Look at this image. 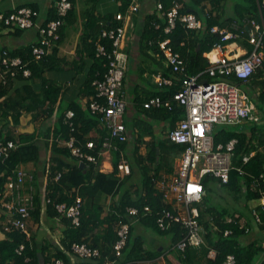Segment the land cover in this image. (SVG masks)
Wrapping results in <instances>:
<instances>
[{"label":"trees","instance_id":"1","mask_svg":"<svg viewBox=\"0 0 264 264\" xmlns=\"http://www.w3.org/2000/svg\"><path fill=\"white\" fill-rule=\"evenodd\" d=\"M6 1L8 0H0V9L4 7ZM21 1L24 4L17 6L16 9L30 7L37 11L38 16L35 18V23L42 24L45 28L49 22L55 20H61L62 24L58 32L59 39L56 41L52 53L40 60H36L33 54L34 48L40 46L42 41V36L36 29L33 30L37 31V39L29 45L15 50L0 49V74L2 75L0 77V142L5 144L13 142L16 145L14 149L10 150L7 158H0V193L5 191L8 182L18 180L17 177L21 168L26 170L24 166L32 164L33 170L29 171L33 175V180L27 179L24 183L25 188L34 193L35 210L32 216L39 218L41 195L36 192V186L38 174L41 173L42 177L47 180L45 202L50 201V203L46 202L49 215L57 222L63 223L65 231L61 247H54L49 244L40 246L36 238L30 236L28 231L6 232L3 224V237L0 239V264H49L56 259L62 260L64 264H103L107 257L113 258V244L118 239L115 224L120 220V216L125 222L131 224L128 245L124 251V255H127L126 262L128 264H136L138 258L148 259L161 255L159 251L147 252L145 250V240L143 236L135 235L133 223L127 214V208L135 207L140 211V216L136 221L142 223L147 229H152L161 235H172L173 246L185 238L186 230L181 225L174 224L168 230H161L158 226L157 213L167 206L163 203L161 194L154 186V180L163 174V170L167 173L173 172L176 156L183 150L181 146L173 144L169 140L168 134L175 128L177 121L184 118V109L176 103H174L173 111L166 108L145 109L142 106L147 117L154 121L171 118L170 125L165 132L164 139H158L154 135L151 122L142 120L137 124L136 127L142 130V134L133 140L138 144L134 148L136 160L131 161V172L125 178L119 176L118 165L121 160L120 153L122 149L126 148L129 141L122 144L120 151L116 152L114 171L112 173L102 172V157L98 156L102 147V138L93 140L88 137L94 129L100 128V117L92 114L89 109H83V106L78 102L71 103L56 126L46 128L42 125L37 132H19L22 112L35 111L34 121H38V117L42 116V113H52L50 107L57 102L64 86L47 81L43 75L45 71H51L53 68H57L56 65H59L57 55L59 46L64 39V30L68 26L74 25L78 19L74 11L77 0H70L72 7L69 10L70 13L65 16L58 13L57 4L61 0H52L51 7L46 10L42 4L45 0ZM91 1L97 4L101 0ZM120 1L121 5L114 13L96 14L95 10L92 9L84 15L83 32L77 50V55L81 57V60L73 65L71 72L76 78L81 76V81H74L80 84L81 90H79L85 92V96H89L86 107L97 95L93 81L102 78L109 68V59L98 54V45H105L107 51L110 52L113 47L112 41L102 39L101 35L104 30L121 26L122 23L116 19L117 14H126L129 7L136 3L135 0ZM139 1L144 2L145 0ZM228 1L155 0L154 10L144 15V22L141 23V52L143 59L147 62H153L155 75L162 71L163 76L174 79V84L159 87L154 97H160L162 100L173 99V96L180 91L184 80L183 75L175 73L168 66L159 47L161 41L169 37L173 50L179 53L184 61L187 75H197L210 67L208 59L205 57L206 53L210 52L217 43L226 45L230 43V40H223L219 34H211L210 30L213 27L230 28L234 22L241 24L246 17L259 15V5L262 0H235L233 6L235 12L232 16H228ZM158 4L162 5V10L158 9ZM175 4L180 6L179 15L194 14L204 23L205 29L191 30L181 21H177L172 32L166 34L165 28L168 25L166 14ZM13 11V7L4 11L1 9L0 14L4 15V19H6ZM44 11L46 12L45 19L41 21ZM4 21L0 20V38L5 34L22 37L27 31L18 26H8ZM157 26L159 27L157 28ZM5 51L8 54L5 55ZM5 57L21 58L27 67L5 65L3 64ZM25 68L30 69V77L24 76ZM13 71L16 72L14 76L12 75ZM259 71L253 75L249 83H244L235 77L230 78L232 83L241 87L251 85L261 89L259 101L249 95L258 110L261 109V104H264V67L263 71ZM16 84L21 87L20 89H24L27 95L23 97L18 95L13 100L12 97H7V90ZM151 98L147 97L144 101L142 100V105ZM69 110L75 113L74 132H70L71 128L66 123V113ZM247 123H252L250 124L252 125L250 132L244 129L245 125H248ZM261 126L262 124L259 126L256 121L244 120L236 125L217 128L214 136L216 144L226 145L234 139L237 140L233 159L234 168L230 172L228 183H222L214 176L204 177L206 195L202 202L195 205L197 209L209 200L212 183H219L227 188L233 194L235 201L244 198L246 206L249 205V202H260L262 196L259 190H256L254 180L260 178L264 173V128ZM100 130V136H104V131L101 128ZM71 135H75L81 143L95 141L96 148L89 153L97 157V163L84 162V167H81V162L74 158L70 150L60 143V138L68 140ZM147 135L151 137L149 142L143 139ZM142 145H146L147 148L146 158L139 154ZM44 153L46 154L45 159L42 158ZM245 157H249L248 162H244ZM134 164H137L135 166H138L141 174L140 184L136 188L131 185L132 179L136 175ZM240 170L244 174L241 175ZM59 174L61 176L56 180ZM137 178L136 175L135 182ZM261 185L263 187L264 183ZM78 197L82 199L81 225L75 228L68 218L58 220L60 214L57 213L55 204L67 203L71 205ZM103 197L106 199L105 201L109 198L112 199L111 210L107 215H103L106 208L102 201ZM227 197L229 195L223 200L226 201ZM145 206L152 209L151 215L146 216L144 214ZM0 207L3 210L1 202ZM255 209L260 213L263 221L262 224H259L253 216L255 227L251 225V221L248 222L245 219L241 212L230 211L226 207L222 209L215 207L198 209L200 223L205 229V245L201 247L187 246L184 252L176 248L180 252L179 261L182 264H221L226 261L229 255H233L236 259L235 264H264V255L258 260L259 255L264 254V211L260 205H257ZM243 220L247 228L251 229L249 233H246L245 228H241ZM256 226L259 228V232L255 233ZM226 231H230L231 234L226 236ZM252 233L254 234L253 239L245 242L244 237ZM73 244H87L90 247L98 248L101 254L98 257L80 256L73 251ZM22 245L25 246V249L20 252ZM210 250L216 251V258L209 257ZM40 251L45 260L43 263H41Z\"/></svg>","mask_w":264,"mask_h":264},{"label":"built area","instance_id":"2","mask_svg":"<svg viewBox=\"0 0 264 264\" xmlns=\"http://www.w3.org/2000/svg\"><path fill=\"white\" fill-rule=\"evenodd\" d=\"M58 13L65 16L72 7L70 0H61L58 4ZM159 10L163 7L157 5ZM178 4L166 14L168 25L165 33L169 34L175 28L177 21H181L188 29H205L204 23L194 14L179 15ZM136 5H131L126 14L119 13L116 19L122 23L121 26L104 30L102 39L112 41V50L107 51L103 44L98 45V54L106 56L109 59V68L102 78L93 81L96 90V98L91 100L87 109L92 114L100 117V128L104 131L102 138V147L98 152L99 157L108 156L112 152H119L120 146L129 141V131L126 125L125 115L127 111V97L125 92V79L128 70L129 57L123 51V41L126 36L127 18L137 12ZM38 16L37 11L30 7H21L4 19L0 14V20H5L8 26H18L24 30L36 29L42 36L41 45L34 48L33 54L36 60L42 59L52 53L56 41L59 39V28L61 20H55L48 23L47 27L35 23ZM159 26H157L158 28ZM211 34H219L223 40L233 41L232 45L237 48V43L244 40L251 50L244 49L242 54H233L228 52V45L217 43L213 49L206 53L209 62V69L197 74L187 75L186 66L181 55L173 50L171 39L167 37L159 43L168 66L175 73L184 76L181 89L173 99L162 100L160 97H153L144 102L145 109L166 108L173 111L174 103L184 109V118L177 121L176 126L168 134L169 140L183 148L175 170L170 174H162L156 180L154 185L162 196L165 204L163 209L157 213V224L161 230H168L174 224L181 225L185 230V238L176 246L179 251L184 252L187 246L201 247L205 245V229L200 223L199 212L195 205L203 201L206 195L203 179L206 176H214L222 183H228L230 172L233 167L235 156V147L237 140L234 139L228 144H216L215 131L218 126H232L242 123L244 120L258 121L256 107L250 100L248 94L239 86L232 83L230 78L235 77L244 83H249L253 75L264 67V0L259 5V15L256 17H246L243 22H234L230 28H220L215 26L210 30ZM237 50V49H236ZM5 55L8 52L5 51ZM3 64H10L12 67H27L21 58L5 57ZM15 71L12 72L14 76ZM25 77L31 76V71L25 68L23 71ZM159 73L154 76V83L158 87L172 86L174 79L165 77ZM0 77L2 75L0 74ZM75 113L69 110L66 113V123L74 132ZM68 148L71 155L79 162L97 163V157L89 152L96 148L95 141L81 143L75 135H71L68 140L60 142ZM16 145L13 142L7 144L0 142V158H7L10 150ZM122 153V152H121ZM120 153V154H121ZM249 157L244 158L248 162ZM121 176L129 175L131 172L130 164L124 157L121 158L118 165ZM240 174H244L242 170ZM57 176L56 180L60 178ZM17 181H10L5 186V191L0 193V202L6 214L4 230L11 232L19 230L28 231V223L33 217L35 210L34 193L25 188V181L33 180V175L29 170L21 168ZM264 173L260 178H255L254 185L256 190L261 193L259 205L264 211ZM50 203L49 200L46 201ZM81 207L82 199L78 197L76 201L68 205L67 203L55 204V209L62 218L71 220L75 228L81 225ZM152 209L149 206L144 207V214L151 215ZM127 214L132 223L140 216V211L135 207H128ZM253 216L257 223L262 224L260 213L254 209ZM120 216L115 224V230L118 236L113 244L112 257H107L103 264H128L123 262L125 248L128 245L131 224L125 222ZM241 228H245L246 233L250 229L241 222ZM231 234L226 231L225 235ZM25 246L20 247V252ZM72 249L75 253L83 257H98L101 252L98 248L90 247L87 244H73ZM215 250H210L209 257L216 258ZM158 264H170L166 257L160 256L156 259ZM235 256L229 255L221 264H235ZM49 264H64L62 260L56 259ZM138 264V262H137ZM142 264H152L147 260Z\"/></svg>","mask_w":264,"mask_h":264},{"label":"crops","instance_id":"3","mask_svg":"<svg viewBox=\"0 0 264 264\" xmlns=\"http://www.w3.org/2000/svg\"><path fill=\"white\" fill-rule=\"evenodd\" d=\"M136 3L133 5H136L139 10L132 15H130L127 18V27H126V36L125 40L123 41V51L128 55L129 57V64H128V70L127 75L125 79V92L127 97V112L125 115L126 124L129 131V142L126 145V148L122 149V153L120 154V158L124 157L128 160L129 164H131V161L134 162L136 160L134 155V148L138 146L136 142H134V138H139L142 134V130L137 126V124L140 121H149L155 126L154 120L147 117L144 109L142 108V100L146 99L147 97L153 98L159 89L154 83V76L153 73L154 67L153 62H147L145 59H143V55L141 52V36H142V22H144V15L147 13H151L155 8V0H145L144 2L139 3V0H135ZM234 3L235 0H229L227 3V11L228 16H232L234 14ZM24 4L23 1L19 0H8L6 1V4L4 7H1V9L6 10L8 8H14L19 5ZM43 8L46 10L47 8L51 7L52 0H45L43 3ZM121 5L120 0H101L99 2L93 3L91 0H77L76 6H75V13L78 17L77 22L74 25L68 26L64 30V39L62 43L59 46V53L57 55L58 57V63L59 65L53 68L51 71H45L43 77L49 81L54 82L58 85H63L64 88L61 90V95L58 97L57 102L51 106L52 113L46 114L42 113V116L38 117V121H34L33 116H35L36 112H22V116L20 118L21 121V127L18 128L19 132H28L32 133L34 131L37 132V130L40 128V126L44 125L46 128L54 127L58 124L60 118L64 116V113L66 110H68L69 106L72 102H78L80 105L83 106V109H87L86 103L89 99V96H85V92L80 91V84L77 81H81V76L77 77L74 76L71 72L73 69V65L80 62L81 57L77 55V50L80 44L81 35L83 32V23L85 21L84 15L89 11L94 9L96 14L99 13H107V12H113L118 10V7ZM0 9V10H1ZM44 14L41 17V21L44 20L45 16ZM73 28V29H71ZM37 39V31H26V33L22 37H15L14 35H4L2 38H0V49L7 48L9 50H15L19 49L21 47H24L26 45H29L31 42L35 41ZM230 45V46H229ZM228 52H234L233 54H242L244 49L251 50V46L247 47V43L244 40H240L237 43V48H234V45H232V42L229 43ZM237 49V50H236ZM149 61V60H148ZM260 71H263L261 69ZM259 71V72H260ZM159 73H162V71H159ZM157 75V74H156ZM264 76V74H263ZM264 78V77H263ZM230 81V80H229ZM154 87V88H153ZM157 87V88H156ZM252 96L257 98L259 101L260 93L262 92L259 87L252 86ZM17 84L14 85L11 89H8L7 97H12V99H16L18 95L21 97L26 96L27 94L24 92V89H20ZM80 89V90H79ZM155 89V90H154ZM248 94V93H247ZM249 96V94H248ZM250 98V97H249ZM251 100V99H250ZM255 105V104H254ZM256 107V105H255ZM256 115L259 118L257 123H260V119L262 117H259L258 114H260V110L256 108ZM48 115V116H47ZM47 116V117H46ZM262 121V120H261ZM1 122V117H0ZM161 123V129L162 133L164 131H167V128L170 125L169 120H161L159 121ZM155 130V128H154ZM101 134L100 128L94 129L90 134L89 138H92L93 140H96L99 138ZM140 135V136H139ZM143 139L146 142H149L151 140L150 136H144ZM62 140H65L63 138H60V142ZM139 154L146 158L147 155V148L146 145L140 146ZM181 155V152L178 156H176V160L174 161V170L175 166L178 163V159ZM116 152H112L108 154V156L102 157V165L101 170L105 173H112L114 171V161H115ZM43 159L46 158V154L44 153L42 156ZM137 164H134V166ZM28 170H33V165L29 164L27 166H24ZM139 173L138 166H135L134 173ZM140 174V173H139ZM163 174H169L166 171L163 170ZM122 174L119 172V176ZM121 178H125L121 176ZM140 182V181H139ZM138 181L132 183L131 185H134L136 188L139 186ZM134 190V189H132ZM47 191V180L46 178L42 177L41 173L38 174L37 178V186H36V192H38L41 197V206L39 211V218L37 219V216H33L31 220L28 223V233L30 236L36 238L37 243L40 244V246H43V244H49L51 246H57L61 247V241L64 238V231L65 227L57 222L56 219L52 218L49 215V211L47 210V203L45 202V194ZM106 200L104 197L102 198V201ZM107 199V204L109 205V208H105V213L103 215H107L109 211L111 210V201ZM5 218L6 214L0 207V239L3 237L2 233V227L3 224H5ZM136 223H140L139 221H134L132 226L135 231V225ZM142 224V223H140ZM143 225V224H142ZM144 226V225H143ZM145 227V226H144ZM247 227V226H246ZM146 228V227H145ZM147 229V228H146ZM251 231V229H250ZM254 232H259V228L256 226V229H254ZM97 233V231H96ZM95 233V234H96ZM135 233V232H134ZM136 234V233H135ZM142 236V235H141ZM92 238V237H91ZM90 238V239H91ZM253 239V238H252ZM251 238L244 239L245 242H249L252 240ZM145 250L148 252L149 249L146 247V244L144 245ZM157 251V250H155ZM158 251L161 252V255L155 256L153 258L148 259H142L138 258L136 261L138 264H142V262L150 260L152 261V264H158L156 262V259L160 256H165L167 260V253H165V247H158ZM55 253V251L53 250ZM154 252V251H149ZM41 263H43L44 257L41 254V251L39 253ZM127 255H124V258L122 259L123 262H126ZM53 258L51 259V261ZM129 262V261H128ZM136 262V264H137Z\"/></svg>","mask_w":264,"mask_h":264},{"label":"rangeland","instance_id":"4","mask_svg":"<svg viewBox=\"0 0 264 264\" xmlns=\"http://www.w3.org/2000/svg\"><path fill=\"white\" fill-rule=\"evenodd\" d=\"M142 1H140L139 3H141ZM73 29V28H71ZM29 31H33V30H29ZM1 48V46H0ZM154 88V87H153ZM157 88V87H156ZM253 88L251 85L249 86H244L242 87V89L244 91H246L250 96H252V89ZM155 90V89H154ZM260 114H258L259 117H262V119H260V123H257L259 126L260 124H262L263 128H264V104H261V109H260ZM169 121L171 120V118H168ZM262 120V121H261ZM249 122H253V121H249ZM248 125H245L244 129L247 130V132L251 130L252 123H247ZM153 125V124H152ZM161 123L159 121L155 122V126L153 125V129L154 130V135L156 138L158 139H164L165 137V132L164 131L162 133V129H161ZM261 126V127H262ZM220 127H225V126H218ZM136 175L138 176L137 181H140V177L141 174L136 172ZM136 175L133 177L132 182H135V178ZM226 198V201L223 200L224 197L228 196ZM109 201H111L112 203V199H110ZM104 204L106 205L108 202L107 201H103ZM228 202V203H227ZM245 199L241 198L238 201L234 200V196L233 194H231L229 192V190L223 186H221L219 183H212L211 184V191H210V198L207 202L203 203L202 205L199 206V210L201 208H211V207H215V208H228L230 211H236V212H241L245 219L249 221H251V225L253 227H255V223H254V218H253V210L255 209V207L257 205H259V202H249V205L246 206L245 204ZM106 208L108 210L109 205H106ZM243 222H245L243 220ZM135 235H142L144 240H145V244L146 247L149 249V251H158V247H165V253H167V261L170 264H182L179 261V257H180V252L175 248V246H173V237L172 235H161L155 231H153L152 229H146L142 224L140 223H136L135 225ZM254 234H248L247 237L245 236L244 239L246 238H253ZM264 254H260L258 257V260L260 257H263Z\"/></svg>","mask_w":264,"mask_h":264},{"label":"clouds","instance_id":"5","mask_svg":"<svg viewBox=\"0 0 264 264\" xmlns=\"http://www.w3.org/2000/svg\"><path fill=\"white\" fill-rule=\"evenodd\" d=\"M230 42H233V41H230ZM226 45V44H225ZM227 45H229V44H227ZM248 45V44H247ZM249 46V45H248ZM206 55V54H205ZM206 57V56H205ZM241 87V86H240ZM242 88V87H241ZM246 92V91H245ZM247 93V92H246ZM127 112V111H126ZM127 125V124H126ZM128 128V127H127ZM82 164H84V163H81V165ZM131 168V167H130ZM174 171V170H173ZM172 173V172H171ZM170 174V173H169ZM127 176V175H126ZM126 176H124V177H126ZM121 177V176H120ZM155 186V185H154ZM155 189L157 190V188L155 187ZM158 191V190H157Z\"/></svg>","mask_w":264,"mask_h":264},{"label":"water","instance_id":"6","mask_svg":"<svg viewBox=\"0 0 264 264\" xmlns=\"http://www.w3.org/2000/svg\"><path fill=\"white\" fill-rule=\"evenodd\" d=\"M81 167H84V164H82Z\"/></svg>","mask_w":264,"mask_h":264},{"label":"bare ground","instance_id":"7","mask_svg":"<svg viewBox=\"0 0 264 264\" xmlns=\"http://www.w3.org/2000/svg\"><path fill=\"white\" fill-rule=\"evenodd\" d=\"M70 12H68V14H69ZM69 16V15H68ZM64 26V25H63Z\"/></svg>","mask_w":264,"mask_h":264}]
</instances>
